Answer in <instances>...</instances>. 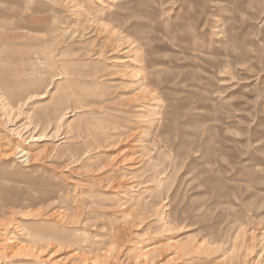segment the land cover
<instances>
[{
	"label": "rangeland",
	"instance_id": "374dc122",
	"mask_svg": "<svg viewBox=\"0 0 264 264\" xmlns=\"http://www.w3.org/2000/svg\"><path fill=\"white\" fill-rule=\"evenodd\" d=\"M0 264H264V0H0Z\"/></svg>",
	"mask_w": 264,
	"mask_h": 264
}]
</instances>
